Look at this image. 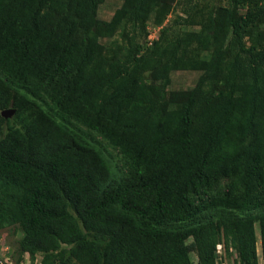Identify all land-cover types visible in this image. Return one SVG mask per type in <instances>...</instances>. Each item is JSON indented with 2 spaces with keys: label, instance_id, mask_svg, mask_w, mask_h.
Here are the masks:
<instances>
[{
  "label": "trees",
  "instance_id": "trees-1",
  "mask_svg": "<svg viewBox=\"0 0 264 264\" xmlns=\"http://www.w3.org/2000/svg\"><path fill=\"white\" fill-rule=\"evenodd\" d=\"M120 1L103 20L105 0H0L15 262L218 264L224 243L222 261L259 264L260 240L264 264V0H178L183 16L173 0ZM188 71L194 87L170 90Z\"/></svg>",
  "mask_w": 264,
  "mask_h": 264
},
{
  "label": "rangeland",
  "instance_id": "rangeland-1",
  "mask_svg": "<svg viewBox=\"0 0 264 264\" xmlns=\"http://www.w3.org/2000/svg\"><path fill=\"white\" fill-rule=\"evenodd\" d=\"M177 2L178 0H173L172 3L176 6V12L178 16L182 15V6L177 8ZM200 6L202 7V10L211 9L215 7L216 5L221 4L220 2H225V0H199ZM121 1L120 0H105V2L100 6L99 9V17L103 20H110L115 13V11L120 7ZM173 20V17H169L166 19V23H171ZM173 22V21H172ZM155 35H152V38H154ZM121 40V31L117 32L116 35L112 39H104L103 43L107 46L108 49H111L112 47H116L118 44H120ZM200 73L197 72H174L172 74V83L170 86V90H180V89H189L194 87ZM108 151H110L112 155V162L114 165L116 163L121 164V157L117 155V153L110 148H108ZM225 183H222L221 186H225ZM257 231L259 232V228L257 225ZM22 237V233L20 231L14 232L13 229L5 228L0 231V240L5 245V250L2 251V254H4L6 257H9V254L12 255L11 250L16 249L18 240ZM260 238V237H259ZM258 252H259V261L260 264H262L261 259V247L260 243L258 244ZM232 259H235V256H231ZM191 259L193 261V264H199L198 263V257L195 253H191ZM42 261V255L38 254L34 258L30 257L28 254L24 255V264H41ZM234 260L225 262V264H233ZM237 264V263H236Z\"/></svg>",
  "mask_w": 264,
  "mask_h": 264
},
{
  "label": "clouds",
  "instance_id": "clouds-1",
  "mask_svg": "<svg viewBox=\"0 0 264 264\" xmlns=\"http://www.w3.org/2000/svg\"><path fill=\"white\" fill-rule=\"evenodd\" d=\"M154 35V34H153ZM151 38H152V36H151ZM155 38V37H154ZM153 39V38H152ZM7 111V110H6ZM2 116H3V112H2ZM4 117V116H3ZM260 243V247H261V242H260V240H258V244ZM4 244L1 242V240H0V256H1V254H2V251H1V249L2 248H4ZM219 246H221V255L218 253V248H219ZM257 247H258V245H257ZM233 255L235 256V259H237V253L233 250ZM11 253L13 254V252L11 251ZM222 254L224 255V243H219L218 245H217V247H216V255L218 256V259H220V257H222ZM261 255H262V253H261ZM9 256H11V258L15 261V259H16V257L14 256V255H11V254H9ZM258 258H259V252H258ZM261 259H262V264H263V258H262V256H261ZM223 261H225V260H223ZM225 262H227V261H225ZM22 263V262H21ZM20 264V263H19ZM259 264H260V261H259Z\"/></svg>",
  "mask_w": 264,
  "mask_h": 264
},
{
  "label": "built area",
  "instance_id": "built-area-1",
  "mask_svg": "<svg viewBox=\"0 0 264 264\" xmlns=\"http://www.w3.org/2000/svg\"><path fill=\"white\" fill-rule=\"evenodd\" d=\"M5 250V247L1 249V251ZM221 246H219L218 248V253L221 255ZM218 264H225V261H222L221 259L218 260ZM0 264H17L12 258L11 256L6 257L4 254H1L0 256ZM20 264H24V262L20 263Z\"/></svg>",
  "mask_w": 264,
  "mask_h": 264
},
{
  "label": "water",
  "instance_id": "water-1",
  "mask_svg": "<svg viewBox=\"0 0 264 264\" xmlns=\"http://www.w3.org/2000/svg\"><path fill=\"white\" fill-rule=\"evenodd\" d=\"M12 114H13V110H7L3 112V116L5 118L11 117Z\"/></svg>",
  "mask_w": 264,
  "mask_h": 264
}]
</instances>
